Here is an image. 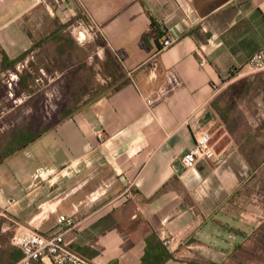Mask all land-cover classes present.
Returning a JSON list of instances; mask_svg holds the SVG:
<instances>
[{"label":"crops","instance_id":"obj_1","mask_svg":"<svg viewBox=\"0 0 264 264\" xmlns=\"http://www.w3.org/2000/svg\"><path fill=\"white\" fill-rule=\"evenodd\" d=\"M68 1L73 20L96 27L113 81L0 163V251L19 250L11 237L24 227L62 233L95 264H142L152 233L171 241L164 264L227 260L231 251L218 248L219 216L252 165L237 147L188 172L180 159L193 145L192 129L222 131L212 103L230 75L264 50V0ZM13 9L3 0L0 49L10 60L33 48L28 20L14 24ZM36 10L37 46L58 44L84 63L85 35L70 34L62 21L49 26L45 7ZM150 19L174 41L169 48L160 51L153 37L141 45ZM59 216L72 224H58Z\"/></svg>","mask_w":264,"mask_h":264},{"label":"rangeland","instance_id":"obj_2","mask_svg":"<svg viewBox=\"0 0 264 264\" xmlns=\"http://www.w3.org/2000/svg\"><path fill=\"white\" fill-rule=\"evenodd\" d=\"M12 1L14 24L20 26L28 20L33 48L13 69L0 73V150L13 131L41 132L58 123L67 111L82 105L90 96L108 89L113 81L108 79L111 69L102 65L104 50L96 48L99 45L94 34L96 29L86 19H72L75 12L68 11L69 1ZM38 4L52 16L49 26H53V20L62 21L61 27L70 34L77 36L82 32L85 35L81 44L86 52L84 63L76 64L58 44L46 48L37 46L34 32ZM2 5L3 0H0V7ZM235 77L223 85L216 96L219 107L228 113L231 132L222 124V131L212 135L211 144L217 152L225 150L223 154L237 147L253 170L249 181L220 213L219 227L224 242L218 248L224 251L228 247L227 251L231 252L227 260L219 264H264V69L241 68Z\"/></svg>","mask_w":264,"mask_h":264},{"label":"built area","instance_id":"obj_3","mask_svg":"<svg viewBox=\"0 0 264 264\" xmlns=\"http://www.w3.org/2000/svg\"><path fill=\"white\" fill-rule=\"evenodd\" d=\"M94 28L96 29L95 26ZM91 29L93 28L91 27ZM173 43L172 39L166 38L159 50H165ZM246 67L255 70L264 69V50L254 53L248 59ZM153 104L154 101L151 98L146 99L148 107ZM192 135L193 145L180 159L186 172L194 170L200 161L212 162L220 159L211 144L213 134L210 129H192ZM57 222L68 226L72 224V221L65 216H59ZM170 243V240L164 241L163 245L169 247ZM11 244L22 251L21 264H31L32 261H38L42 264H95L72 251L65 243L62 233L46 235L23 227L12 235Z\"/></svg>","mask_w":264,"mask_h":264},{"label":"trees","instance_id":"obj_4","mask_svg":"<svg viewBox=\"0 0 264 264\" xmlns=\"http://www.w3.org/2000/svg\"><path fill=\"white\" fill-rule=\"evenodd\" d=\"M150 20V32L149 34L142 36L141 45L148 47L149 38L153 37L157 48L160 49L161 44L159 43V40H163L166 37V34L159 28V25L153 19ZM28 52H25L17 58L10 60L5 52L0 49V73L13 69L21 60L24 59ZM233 77H235L234 73L230 75V79ZM217 101L218 99L216 98L212 103V109L216 112L218 118L222 121L224 126H226L227 130L231 132L228 126V113H226L219 107ZM48 128L38 133L21 129H17L10 133V137H8V139L3 143V147L0 150V163H2V161H4L6 158L25 148L28 144L34 142L45 131H47ZM145 242L146 245L144 255L142 257V264H164L167 260L169 261L170 259H172V255L170 254V252L166 250L163 243L158 240L157 236L154 233L148 236ZM22 258L23 253L20 249L14 250V252L10 254L0 251V262L2 261V259H5L10 261L9 264H14L20 261ZM31 264L41 263L38 261H32Z\"/></svg>","mask_w":264,"mask_h":264}]
</instances>
